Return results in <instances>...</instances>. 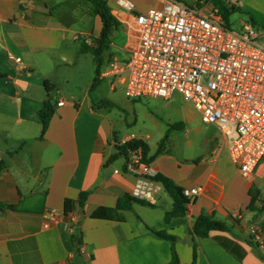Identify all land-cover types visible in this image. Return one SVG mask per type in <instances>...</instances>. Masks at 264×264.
I'll return each instance as SVG.
<instances>
[{
  "label": "crops",
  "instance_id": "0c3cea01",
  "mask_svg": "<svg viewBox=\"0 0 264 264\" xmlns=\"http://www.w3.org/2000/svg\"><path fill=\"white\" fill-rule=\"evenodd\" d=\"M103 1L118 26L99 51V83L92 89L101 20L89 1L0 0V264H169L172 250L177 264H264V156L249 178L242 177L228 141L205 124L196 155L178 158L148 146L149 164L159 177L181 189H200L183 215L167 219L174 200L164 186L127 172L112 120L96 104L117 106L119 93L125 96V73L102 74L109 62L130 59L137 38L133 13L118 0ZM127 1L136 13H145L166 0ZM176 1L204 16L217 10L215 18L225 27L239 10L252 23H258L256 16L264 20V0ZM64 4L73 14L84 4L93 28L81 32L56 21L52 10ZM226 9L233 10L226 14ZM9 55L21 59L23 72ZM46 102L53 114L42 132L38 113ZM126 197L150 205L126 202L118 208ZM100 209L111 210L110 218H93ZM70 214L78 221L76 234ZM50 215L56 221L44 229ZM200 215L222 222L226 230L196 236ZM250 225L260 229L263 245L249 235Z\"/></svg>",
  "mask_w": 264,
  "mask_h": 264
},
{
  "label": "built area",
  "instance_id": "2783aa9c",
  "mask_svg": "<svg viewBox=\"0 0 264 264\" xmlns=\"http://www.w3.org/2000/svg\"><path fill=\"white\" fill-rule=\"evenodd\" d=\"M133 13L131 25L137 38L130 59L124 64L109 62L103 77L125 73L124 95L129 100L160 98L180 94L200 114L203 124L212 125L228 141L229 156L244 178H249L264 156V47L256 32L244 26L236 34L224 26L213 9L204 16L196 7L166 0L161 8L136 13L134 5L118 0ZM18 72L22 61L9 55ZM61 104V103H60ZM134 138L122 137L120 144ZM127 172L138 177H155L151 164L142 161V150H133L126 161ZM190 199L200 189H183ZM56 221L45 218L43 228ZM71 233L78 221L70 214ZM249 235L263 245L256 225Z\"/></svg>",
  "mask_w": 264,
  "mask_h": 264
},
{
  "label": "rangeland",
  "instance_id": "374dc122",
  "mask_svg": "<svg viewBox=\"0 0 264 264\" xmlns=\"http://www.w3.org/2000/svg\"><path fill=\"white\" fill-rule=\"evenodd\" d=\"M53 1L46 0L48 3L51 2L50 5ZM191 1L186 2L190 4ZM85 9L82 4V9L74 11L73 14L70 5L64 4L61 8L53 9L52 13L55 20L62 21L64 26L78 28L83 32L93 28V19L85 16ZM237 13L239 15L234 18L228 17L227 28L236 34H242L243 22H247L256 32L259 45L264 47V20L256 16L258 23H252L246 12L239 10ZM81 41L84 44V40L81 39ZM118 97L121 101L117 106H104L103 102L96 104L100 111L111 118L116 139L133 134L142 139L151 149H157L159 142L164 140L163 149L178 158L196 155L201 148L205 128L200 114L177 92H174L168 100L160 98L127 100L122 93H119Z\"/></svg>",
  "mask_w": 264,
  "mask_h": 264
},
{
  "label": "trees",
  "instance_id": "16d2710c",
  "mask_svg": "<svg viewBox=\"0 0 264 264\" xmlns=\"http://www.w3.org/2000/svg\"><path fill=\"white\" fill-rule=\"evenodd\" d=\"M90 2L91 6L95 10L96 14L100 17L101 20V29L100 34L97 39V45L98 48L96 52L94 53L97 67H96V78L93 81L92 89L95 88L98 84L97 76H99V66L101 65V60L99 59V51L106 47V45L109 42L111 33L114 31V29L118 26V22L114 18V16L111 14L110 9L107 7L106 3L103 0H87ZM233 9H226V14H229ZM224 16V15H223ZM53 114L52 106L49 102L44 103L42 109L39 111L38 116L40 118L41 124H42V132H44L49 124L50 118ZM164 140H161L159 142L158 151L157 154L161 151V148L163 147ZM141 148L142 150V161L144 163H149L152 159L147 158L148 154V145L139 139H133L129 143L126 144H116V149L119 155H122L126 158V161L129 159L130 153L137 149ZM0 171H1V165H0ZM154 179L158 182H160L164 188L168 191V193L172 196L174 200V208L171 212L166 214V219L169 216H181L184 214L187 204L189 203L188 198L184 197L182 194L183 189L177 187L171 180L159 177L158 175L154 177ZM84 200V195L80 197L79 203L81 204ZM256 200V195L252 196V202ZM130 203V202H137L142 205H150L149 203H146L145 201L138 200L136 198L132 197H126L125 200H120L117 204L118 208L122 207L124 203ZM264 207V202H263ZM71 213V203L69 201L65 202L64 205V215H68ZM111 213V210L109 209H100L96 213H94L93 218L97 219H106L110 218L109 214ZM226 230L225 225L212 218L205 215H200L193 227V233L198 237H204L211 231H224ZM78 233V231L76 232ZM75 233V234H76ZM162 236V235H160ZM76 242H79V239H76ZM169 264H177V258L172 250V257Z\"/></svg>",
  "mask_w": 264,
  "mask_h": 264
}]
</instances>
